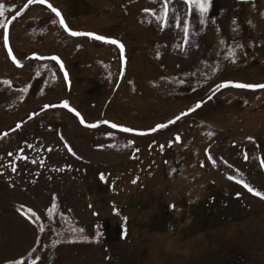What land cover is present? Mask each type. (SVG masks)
<instances>
[{
	"label": "rangeland",
	"instance_id": "obj_1",
	"mask_svg": "<svg viewBox=\"0 0 264 264\" xmlns=\"http://www.w3.org/2000/svg\"><path fill=\"white\" fill-rule=\"evenodd\" d=\"M0 3V264H264V0Z\"/></svg>",
	"mask_w": 264,
	"mask_h": 264
},
{
	"label": "snow or ice",
	"instance_id": "obj_2",
	"mask_svg": "<svg viewBox=\"0 0 264 264\" xmlns=\"http://www.w3.org/2000/svg\"><path fill=\"white\" fill-rule=\"evenodd\" d=\"M153 3L155 4H160L161 5V11L157 14L156 12L150 10V9H144L145 12H149V14L154 15V18L156 19V21L159 23L161 30H163L167 24L169 23V15L171 14L173 16V18L177 21L180 20L179 16H176L175 14V9L171 7L172 4V0H152ZM44 4L46 3V0H27V3L24 5V8H27L29 5L32 4ZM184 5L187 6V14H191L194 11H198L199 13V17H200V24L203 25L205 23L204 20V16L208 11L209 8V3L210 0H183ZM47 7L51 10L52 13L55 14L56 17H59V25L64 29L65 32H67L70 36L72 37H89L91 39H94L96 41H102L104 43H108V44H113L116 45L119 49H120V58L121 60L124 59V45L122 43H120L119 41L115 40V39H111L108 37H105L103 35H98V34H94V33H90V32H78V31H73L71 30L67 24L65 23L63 17L61 16V13L59 12V10L55 7H53L52 4L48 3ZM4 8V5L2 3H0V16H2L4 13L2 11V9ZM23 11V9H21V12ZM21 12H16V16H19L21 14ZM15 17H13L14 19ZM53 24H56V20L53 19L51 21ZM11 23V21H8L7 23H5L4 21H0V29L3 30V43H4V47L6 49H8V55L9 57L12 59L13 63L16 64L17 67L21 66V63L18 59H16V57H14L12 55V51L9 48V41H8V24ZM233 23H235V21H233ZM182 25H183V33H184V40L185 42H187L188 40V36H189V27H190V21L188 19H184L182 21ZM221 43H223V41H221ZM237 47H240V45H237ZM236 53L235 50H230L229 54H228V58H232V62H235V57ZM52 60L56 61L57 64L60 65L61 70H63V64L62 62L59 60L58 57L53 56L51 57ZM213 72H215V69H213ZM64 77L65 79H67V73H64ZM7 83V82H5ZM225 87H233V88H237V89H264V83H259V84H252V83H242V82H234V81H225L222 82L218 85H216V90L218 91L221 88H225ZM63 106L65 108H68V104L67 102H63ZM202 106V102H196L194 104L193 107L188 108L187 112H181L179 115L175 116V121H178L181 119L182 116L187 115L190 112H194L196 109H199ZM45 107H48L47 105ZM69 111H75L74 109L69 108ZM75 114L77 116H80V123L81 124H85V120L83 119V117L81 116V114L77 111L75 112ZM103 123L108 124V126L112 129H118L119 131L122 132H132L133 129L131 128H127V127H123L121 125H118L116 123H112L109 121H103ZM174 123V120H169L168 124ZM87 127H96L95 124H86ZM167 125L166 124H157L155 126V128L152 129V131H156L157 129H162L165 128ZM17 128L20 127L19 124L16 125ZM208 135H211V133H208ZM179 137H177V141H179ZM251 139V138H249ZM131 143V141L129 142ZM209 159H211V157H209ZM262 166H264V161H262ZM101 179H103V176H101ZM228 179L232 180L233 177L229 176ZM135 182V181H133ZM237 183H243V186L253 195L259 196L260 198L264 199V194L255 191L251 186H249L247 183H244L242 181H237ZM40 231H43V228H40ZM80 231H83L82 229ZM85 240H87V237H84ZM16 264H23V261H16Z\"/></svg>",
	"mask_w": 264,
	"mask_h": 264
}]
</instances>
